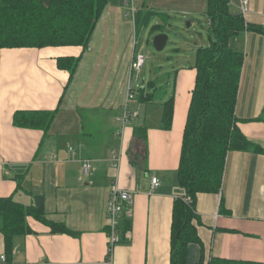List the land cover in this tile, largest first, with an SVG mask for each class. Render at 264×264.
Listing matches in <instances>:
<instances>
[{
    "label": "crops",
    "instance_id": "0c3cea01",
    "mask_svg": "<svg viewBox=\"0 0 264 264\" xmlns=\"http://www.w3.org/2000/svg\"><path fill=\"white\" fill-rule=\"evenodd\" d=\"M127 1H109L87 49L1 51L0 198L29 206L34 195L42 196L44 216L26 219L29 233L13 237L9 253L0 233V258L5 257L0 264H108L105 207L115 183L133 193V203L121 218L126 227L122 231L120 222L121 243L114 248L112 264H170L172 211L183 196L176 171L195 84L194 60L184 64L174 49L179 65L173 68L172 84L167 73L158 88L155 82L135 84L145 93L164 88L165 96L146 104L134 93L127 102L133 117L123 130L121 121L139 33L137 18L148 16L139 22L140 33L148 29L154 37L163 34L164 27L171 30L175 18L187 17L190 29L195 17L208 23L207 0H133L134 15ZM234 1L230 11L238 14ZM243 22L245 31L235 42L243 54L235 116L241 134L264 150V0H249ZM66 57L78 58L71 77L57 67ZM159 70L165 72V64ZM168 97L173 99L172 126L162 130V103ZM19 112L55 114L43 132L14 125ZM142 125L144 140L135 135ZM113 156L119 160L117 170L110 166ZM84 160L90 165L86 177L80 173ZM17 175L22 176L20 189ZM151 177L159 183L153 193ZM221 182L219 193L195 196L199 242L188 244L185 264H201L203 256L264 264V154L229 152ZM53 225L68 232H53Z\"/></svg>",
    "mask_w": 264,
    "mask_h": 264
},
{
    "label": "trees",
    "instance_id": "16d2710c",
    "mask_svg": "<svg viewBox=\"0 0 264 264\" xmlns=\"http://www.w3.org/2000/svg\"><path fill=\"white\" fill-rule=\"evenodd\" d=\"M107 2L108 0H0V55L2 50L13 48L87 49L90 36ZM205 15L208 20L207 45L197 47L194 55L195 84L191 92L176 171L183 196L175 200L172 211L170 264H185L188 244L199 242L195 228V222L198 221L195 196L220 192L228 153L251 150L256 154H264L263 149L250 143L241 134L235 116L243 61V54L235 42L245 31L243 19L239 14L231 13L225 0H207ZM147 18L146 15L139 16L136 28H139V22L143 24ZM147 23L148 21L146 25ZM136 56L135 53L133 58ZM77 60L78 58L73 57L60 58L57 67L67 71L71 77L77 67ZM133 72L130 70V80ZM152 84L155 86L154 82H146L147 86ZM128 86L133 94L131 100L135 93L137 101L146 104L153 101V92L145 93L142 85L138 86V90H134L131 84ZM162 107L160 129L170 130L173 118L172 97L165 99ZM54 114L19 112L12 120L16 126L47 132ZM145 129L143 125L135 128V135L144 140ZM68 150L74 154L72 149ZM21 179V175L15 177L17 189H20ZM42 202L43 197L39 195L33 196L29 206L14 202L10 197L0 198V233L4 236L7 253L11 250L13 237L29 233L26 223L28 217L43 218ZM123 227H126L124 218L121 221L122 231ZM51 229L56 233L68 232L62 226L53 225ZM200 263L262 264L219 258L205 260L204 256Z\"/></svg>",
    "mask_w": 264,
    "mask_h": 264
},
{
    "label": "rangeland",
    "instance_id": "374dc122",
    "mask_svg": "<svg viewBox=\"0 0 264 264\" xmlns=\"http://www.w3.org/2000/svg\"><path fill=\"white\" fill-rule=\"evenodd\" d=\"M109 1L110 0H108V2L106 3L107 5ZM121 2L123 4V1ZM233 4H236V1L233 0ZM107 5L105 7H107ZM230 9H235L234 5L231 6ZM153 22H155V20ZM194 22V26L188 29L189 19L187 17L185 21L183 18H175L173 22L170 21L172 29L169 30L167 29V27H164L163 29V34L167 36L168 41L161 52H157L153 48V34H149L148 29L147 31L142 30V32L140 33V27L138 28L139 33L136 34V39L133 45L135 46V53L142 56L144 58V61L140 72H138V74L134 72L132 73L130 82L134 90H138L139 88L138 85L135 84H141L147 81L155 82L157 84L156 88H158L160 84L166 81V77L163 75L164 73L168 74V76L170 77V84H172L174 76L173 68H176L179 65L176 64V54L174 52V49L176 48L180 51L179 56L183 55V57L179 58L183 60L184 64L187 61L190 62L188 63V66H190L191 62H193L194 60V55L197 47L207 45L206 20H203L200 16L195 17ZM155 23H160V20L156 21ZM166 57H172L173 60L166 61ZM164 64L166 66V71H162L163 73H161L159 68H162ZM167 64H173V67H170ZM171 87L172 85L170 86L168 93L171 92ZM163 90L164 88L161 90H157V92L154 94V102H158L160 99H162L163 96H165ZM24 189L29 192V188L25 187ZM29 197H31V195ZM29 202L30 201H27V203Z\"/></svg>",
    "mask_w": 264,
    "mask_h": 264
},
{
    "label": "built area",
    "instance_id": "2783aa9c",
    "mask_svg": "<svg viewBox=\"0 0 264 264\" xmlns=\"http://www.w3.org/2000/svg\"><path fill=\"white\" fill-rule=\"evenodd\" d=\"M227 4L233 5L232 0H225ZM133 0L127 1V5L131 4L130 9H132V14L134 15L135 10L134 6L132 4ZM238 14L241 16L242 19H245V15L247 13V9L249 6V0H238L237 5ZM130 64V70L136 72H139L141 66L143 65L144 58L140 55H137L135 58H132ZM132 92L130 87H127V99L126 103L132 99ZM126 103L124 106V115L122 119V130L124 129V126L128 123V119H131L133 117L132 114L128 113L126 108ZM119 164V160L117 157L113 156L111 159V167L115 168L117 170ZM90 165L88 160H84L81 165V172L83 176H87L89 173ZM150 188L149 191L153 193L156 188L159 186L158 180L155 177H151L150 179ZM111 191L109 193V197L106 203L105 207V215H106V221H107V227H108V241H107V259L108 264H112V256L114 248L121 243L120 238V232H119V226L121 222V218L123 214L125 213V208H128L133 203V193L127 190H120L116 183L112 185ZM0 261L4 263L5 257H1Z\"/></svg>",
    "mask_w": 264,
    "mask_h": 264
},
{
    "label": "water",
    "instance_id": "95a60500",
    "mask_svg": "<svg viewBox=\"0 0 264 264\" xmlns=\"http://www.w3.org/2000/svg\"><path fill=\"white\" fill-rule=\"evenodd\" d=\"M166 43H167V36L164 34H159L153 37L152 45L154 50L157 52H161L164 49ZM124 208H126L125 205Z\"/></svg>",
    "mask_w": 264,
    "mask_h": 264
}]
</instances>
